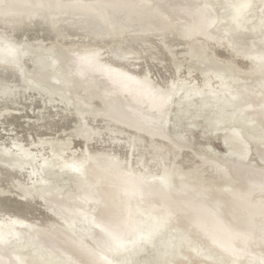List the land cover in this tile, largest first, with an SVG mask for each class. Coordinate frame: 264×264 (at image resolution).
<instances>
[{
    "label": "bare ground",
    "instance_id": "6f19581e",
    "mask_svg": "<svg viewBox=\"0 0 264 264\" xmlns=\"http://www.w3.org/2000/svg\"><path fill=\"white\" fill-rule=\"evenodd\" d=\"M213 2L222 6L224 17L215 14ZM250 4H254L252 19L244 16ZM168 13L170 16H167ZM177 25L183 30L181 37L175 32ZM241 28L244 33H256L247 37L244 45L248 47L243 54L233 49L231 43L234 38L230 35L232 29L238 33ZM260 32L264 33V0H80L30 49L33 52V48H43L47 53L46 50L54 44L63 48L67 53L64 57L66 72L74 74L85 91L96 93L106 102L109 113L86 116L87 106L80 100H75V103L83 108L82 112L75 109L74 100L62 95V99L57 97L59 91L56 96H50L34 85H27L17 61L0 76V154L21 155L24 151L37 159L35 164L31 162L34 168L17 160L12 166L0 164V245L17 235L15 230L21 226L28 227L38 222L44 233L28 234L30 243L18 244L13 251L7 249L10 251L7 257L0 251V264H29L30 261L33 264H132L125 257L133 251L140 238H149L151 224L147 222L150 219L152 222L158 220L162 228L174 221L176 215L188 212L195 215L193 222L198 230L197 240L228 259L209 260V254L203 255L204 250H200L201 255L194 262L167 261L156 253L158 257L153 262L142 260L138 264H264L262 252L256 253V258L249 262H242L245 257H240L241 252L249 250L245 243L247 240L264 242V237L261 238L264 234L260 233V239L250 228L253 218L264 220V170L240 165L246 156L245 146L249 141L258 144L259 155L264 161V88H261L264 82L257 88L256 94L251 96L246 93L245 100H242L238 89L248 92L249 88H229L233 84L228 82L229 86L225 88L226 81H222L224 76L234 75L239 82L242 77L251 78L259 73L263 53L258 48H251V45L258 44L259 39L264 41V34ZM103 44L106 48L102 51ZM115 46L122 55L120 58L111 52ZM187 47L199 49V56L197 54L196 57L211 64L203 75L193 68L189 72L183 67L175 70L173 59ZM50 62L39 59L45 68L51 65ZM53 77L52 84H59ZM203 77L205 83H202ZM174 92L180 100L178 112L173 115L177 116L175 120L200 119L207 127L222 126L227 129L225 143L234 147L230 149L231 155L238 158L236 163L229 165V169L238 178L237 183L241 187H229L233 177L225 167L193 155L187 147H176L167 139L165 126ZM123 97L127 101L119 102ZM197 99L201 102L197 103ZM228 99L239 101L232 103ZM82 115H85L83 120L88 126L89 135L85 138L77 135L83 125ZM179 139L184 140L181 136ZM58 142L67 145L60 153L52 148ZM49 160L57 161L68 172H76L77 177L86 176V165L92 161V165L96 166L93 170L97 183L103 185L105 181L109 184V187L103 185L100 192L114 201L117 210L108 209L103 211L104 218H92L98 231L95 248H87L88 245L69 233L70 225L76 222L74 218L81 219L78 225H84L91 219L84 207L80 204L76 207L63 206L64 217L67 218L64 221L55 212L52 213L39 195L29 192L38 178L37 172ZM100 161L107 162V167L98 168ZM243 170L247 175L243 174ZM250 172L258 174V179L248 180ZM175 175L182 179L177 182V194L183 192L181 186L190 190L181 201L169 193L168 197L164 194ZM15 188L19 191L25 189L28 196L18 194V199L23 201L13 197L12 189L14 191ZM155 188L159 190L158 197L148 205L145 203V213L138 212L140 209L136 210V204ZM102 194L100 196L103 197ZM207 196L212 203H204ZM226 205L248 215H236L237 225L240 226H231L221 217L220 208ZM142 221H146L145 230L140 228ZM141 231L146 234L141 235ZM131 233L140 235L135 237L138 239L127 242L126 239L134 236ZM255 235L258 239L257 236L254 238ZM34 242L42 245L43 255H39L42 251L29 247ZM190 251L195 254L194 249ZM23 252H28V258H24Z\"/></svg>",
    "mask_w": 264,
    "mask_h": 264
},
{
    "label": "rangeland",
    "instance_id": "374dc122",
    "mask_svg": "<svg viewBox=\"0 0 264 264\" xmlns=\"http://www.w3.org/2000/svg\"><path fill=\"white\" fill-rule=\"evenodd\" d=\"M253 7H254V4H250V8L247 10V12L244 13V16H246L248 19H252L254 17V15L251 14ZM212 8H213V10L217 16H219L220 18L224 17V10H223L221 5L213 2ZM167 16H170V14L168 13ZM240 23L241 22H239V24ZM180 28H181L180 25L175 26V29H176L175 32L177 31L176 34L179 33L178 34L179 37L182 36L180 34H182V32H183V30H181ZM235 30L236 29H232L231 33H233V34L230 33L231 37L234 38L232 40V43H231L232 47L239 54H243L244 52L246 53L248 46L244 45V44L248 41L247 37L249 35L251 37L255 36L256 33L252 34L251 31L249 32L248 30H247L248 33L247 32L244 33V32H242V28L238 29V33H235L237 31V30L236 31ZM241 33H244V34L241 35ZM260 33H262L261 35L264 34L263 32H260ZM236 39H238V40L240 39V40L236 41ZM258 39H259V37H258ZM75 42H76V39H75ZM45 43H47V42H45ZM263 44H264V41L262 42L259 39L258 44L251 45V48H255V49L258 48L257 50H259L260 52L263 53V59L260 62L259 73L256 76H253L251 78L248 76H247L248 78L242 77V81L237 82V79L233 74H232L233 76L230 75V77H226V78L223 75L224 77H223L222 81H224V82L226 81L225 84L227 82L231 85L233 84L229 88H231V87L232 88H249V90H247L248 92H244V91H241L240 89H238V92H240L239 93L240 98H242V100H245V98H246L245 96L247 95L246 93H248L249 95L251 94V96L256 94L258 91L257 88H260L261 87L260 85L264 82V70H263L264 69V45ZM111 45L114 46V43H112ZM101 46H102L101 50L102 51L105 50L104 48H106L105 47L106 45L103 44ZM180 47H181V49L184 48L182 46H180ZM180 47H176V48L180 49ZM194 48L195 47H192L190 49V47H187L184 50V52H180L179 57H177V58L175 57L174 58L175 60L173 59L174 68L176 67L175 70L182 69V67H183L184 69H186L187 72H189L193 68V70L197 71L199 74H202V75L206 71H208L209 66L211 64L209 63V61L205 62L204 60H199V58L196 57L199 49H197V48L194 49ZM107 49H108V47H107ZM179 49H178V51H179ZM42 50H44V49L43 48H39V49L33 48V52H32V49H29L26 53H24L21 56L20 59L17 60L19 68L22 67V69H20V70L23 74L25 81H27L26 82L27 85H29V86L34 85L35 87H38L41 90H43L44 92L48 93L50 96L51 95L56 96V94H57V97H60L61 99L64 97L69 98L72 101L74 100L73 101L74 103L76 102L75 100H77V102H79L78 100H80V102L82 104H84V105L86 104L85 106H87V110L85 112L86 114L84 113L86 116H88V115H90V116L94 115L95 116L96 114H97V116L98 115H101V116L102 115H108V113H109L108 104L106 102H103L102 99H100L97 95H95L96 93L91 92V91H87V90L85 91L82 87V84L80 85V82L77 81L76 76L72 73L68 74L66 72V70L64 69L66 59L64 57H67L66 56L67 53L63 50V48L58 46V44H54L48 50H46L47 53L45 52V50L44 51H42ZM111 50H112L111 52L113 53V55L115 57L120 58V56H122L121 53L119 52V48L117 46L112 47ZM167 50L171 51V48L167 47ZM194 52H195V54H193ZM198 56H199V54H198ZM30 57H31V59H30ZM41 58H44L45 61L46 60L49 62L51 61L50 62L51 65L49 67H46V68L43 67V64L39 63V59H41ZM63 59H64V61H63ZM33 61H36V62H33ZM34 64H36V65H34ZM57 65H58V67H57ZM177 65H179V66L177 67ZM186 66H188V67H186ZM131 67H133V66H131ZM131 67H129V68H131ZM202 67H203V70H202ZM131 69H133V68H131ZM40 70H42V71L40 72ZM48 71H50V72H48ZM52 73H53L54 77H53ZM50 76H52L53 79L55 78L59 84H57V85L52 84V82H51L52 77L50 79ZM62 76H64V77H62ZM231 77H233V78L231 79ZM60 78L63 79V81H61ZM65 78H66V80H65ZM218 79H221V77ZM48 80H50V81H48ZM233 80L236 82L235 84L233 83L234 82ZM72 82H73V84H71ZM202 83H205L204 77L202 78ZM212 83H214V82H212ZM229 84H226L225 88L227 87V85L229 86ZM71 86H73L72 87L73 89L71 88ZM65 87H67V88L65 89ZM217 87H219V86H217ZM217 87H215V88H217ZM74 88H75V90H74ZM171 88H174V87H171ZM261 88H264V84L262 85ZM58 91L60 93L62 92L63 94L56 93ZM174 93L175 94L172 96V102H173L171 104L172 106L170 105L168 107L167 123L165 126V134L167 135V139L171 143L173 142L172 143L173 145H175V146L177 145L176 147H183V146L187 147L192 152V154L194 153L197 157H200L201 159L207 160V161L212 160V161L216 162L217 164H219L220 166L225 167L226 169H228L230 171L231 176L233 177V180L230 181L229 187H231V188L241 187V184L237 183L238 178L229 169V165H231L233 162L236 163V159H238V158H237V156H234L233 154L231 155L230 149L234 148V147H231V144L226 145V143H225V136H226V134H228L227 129L225 127H222V126L212 127L210 125L209 127H207V126H205L206 124L203 123L202 120H201L202 122H200V119H193L191 121H189L187 119H183V120H179V121L177 119L175 120L174 118L175 117L177 118V116H173V115H176V112H178L177 110L179 108L180 100H179V97L176 98V96H178V94H176V92H174ZM252 93H254V94H252ZM61 95L64 97H62ZM84 101H86V102H84ZM126 101H127L126 97L119 99V102H126ZM228 101H230L232 103H237L239 100L233 101V100L228 99ZM196 102L200 103L201 100L197 99ZM75 106H77L75 108L77 111L82 112V109H83L82 107H79L76 103H75ZM88 106L89 107L91 106V107L89 108ZM88 110H89V113H88ZM28 115H31V114H28ZM85 115L81 116L82 120H83V117ZM27 119L28 118H26V120ZM84 122H85L86 126H85ZM82 124L83 125L80 128V132H78L77 135H80V136L83 135L82 137L85 138V137H88V135H89L87 132L88 126H87V122L85 121V119L82 121ZM167 128H168V130H167ZM182 132H183V134H182ZM179 136L183 137L184 140L180 141ZM184 136H186V137H184ZM45 138H47V137H45ZM193 145L196 147H192ZM62 146H63V149H62ZM65 146H67V145L64 143L58 142V143L53 144L52 148H53L54 152L57 151L60 153L61 151L64 150ZM208 146L210 147V149ZM75 147L77 148V150H79L78 146H75ZM27 153L28 152L24 153V151L21 153V155H19V154L15 155L14 153H10V154H7L8 156H6V155L4 156L3 154H0V164L5 163L7 166H12L14 163H16L18 161V162H20V164H23V163L26 164L27 163L34 168L35 165H33V163L35 164L37 159L32 154L28 156ZM245 155L246 156L244 158V161L240 162L241 160H239L241 166H243V165L249 166L254 170H264V161L261 160V157L259 155V147H258L257 143L249 141L247 146H245ZM51 161L52 162H50V160L47 161L48 163L44 164V166L41 167V170L42 169L43 170L42 171L40 170L37 172L38 178L35 180V182L29 188V192L32 194H35L37 196L39 195V197L43 199V202L48 207H50L52 213L55 212L56 214L55 213H53V214H55L56 216L60 217L63 220L67 219L66 217H64V216H66V214H65V211H64L65 209L63 208V206L64 207L65 206L76 207V206H79V204H80V206L84 207L85 211L87 212V215H89L91 219H88L87 221H85L84 225L83 224L78 225L77 222H81V219L79 220V219L74 218L73 220L76 222H75V224L70 225L71 227H70L69 233L73 237H76L80 241H82L83 242L82 244H85V246L88 245L87 248L93 249V247L95 248V246H96L95 240L98 239V234H97L98 231L94 228V222L92 221V218H94V219L104 218L103 211H106L108 209L109 210L111 209V211H114V212L117 210V206H115L114 201L111 200L110 197L109 198L104 197V194H105L104 192H100L101 189L103 190V187H102L103 185L109 187V184L105 181L103 182V185L102 184L100 185V183L99 184L97 183V181H96L97 177H96V174L93 170L96 168V166L92 165V161L86 165V176H81L83 178H81L80 176L77 177L76 172H74V171L68 172L67 170H64L63 167L59 166V163H57V161H54V160H51ZM31 162H33V163H31ZM111 164L112 163H110V165ZM98 165H99V166H97L98 168L104 169L107 167V162L105 163L103 161H100V164H98ZM110 167H112V165ZM254 173L255 172L249 173L251 176H249L248 180H251V178L253 181L256 180V178L259 175L256 173H255L256 174L255 175ZM243 174L247 175L246 172L244 173V170H243ZM42 179H43V181H42ZM246 179H247V177H246ZM80 180H82L84 183L81 182ZM178 181H182V179L176 178V175H175L174 178H172L170 180L171 184H169L168 187L166 188L167 194L165 192H164V194L168 197V193H169V195H171L174 199L181 201L182 199H185L188 196V192L190 190H187V189L184 190V186H181V187H183V190L181 189L183 192H181V195H178L177 194V192H178L177 189H179L178 188L179 185L177 183ZM245 182H247V181H245ZM87 183H90V185H88L89 187H87ZM51 186H53V187L51 188ZM15 189L17 191H15ZM15 189H14L15 192L12 189V192H13L12 196L13 197H15L17 199L20 198V197H18V194H19V196H21V194H22L21 197L28 196L27 195L28 191L26 192L25 189H21L22 191L21 190L19 191L17 188H15ZM155 189L152 190L153 192L150 191L148 194L149 196L147 195V197L145 199L140 201L141 203L138 202L136 204V210L140 209V210H138V212L144 211L143 208L147 207V206H145V203L147 204L151 200L156 199V196L159 194V190L156 189L157 190L156 191ZM82 193H84V194H82ZM101 194L103 195V197L100 196ZM152 194H154V195H152ZM82 197H83V199H82ZM90 197H92V198H90ZM84 198H85V200L90 199V201H88V202H87V200L84 201ZM262 198L264 199V194H262ZM210 199H211L210 196H209V198L207 196V199L204 203H206V202L212 203V199L211 200ZM18 200L23 201V199H18ZM226 206H223L220 208L221 211H219V212H221L220 215L222 214L221 217L225 218L227 221V224H231V226L232 225L235 227L240 226V225H237L238 219L236 217L239 215L242 217V216L247 215V214L240 212V210L236 209L235 207L230 208L229 206H227V207ZM58 207H59V209H58ZM40 209L42 210V208H40ZM145 212L146 211H144L143 213H145ZM154 215H156V213L153 214L152 217ZM143 217H144V215L142 216V218ZM147 217H148V215H147ZM194 217H195V215L193 213H190V212L182 213L180 215H176L174 218V221H172L169 225L164 226L162 228H160V226H159L160 222H158V220H156V222H152V219H150L147 222V223L151 224V226L149 227V232H150L149 238L148 239H141L140 238L138 243H136L137 245L135 244L133 246V251H130L129 254H127V256L125 257V259L132 264H138V262H140L142 260L152 261L157 256L156 253H159L167 261H168V259H170L171 261H180L181 263H187V262H194L195 260H198L199 259L198 255H201L199 253L200 250H204V252L202 253L203 255L206 253L209 254V258H208L209 260L221 261V260L228 259L225 257V255H219V253L215 249H210L207 245H205V243L203 241L200 242L197 240L198 236H196V233L198 230L194 227V222H193ZM254 220H256V222L259 224L262 222L263 223L258 225L255 222L257 224V228H256V224L253 222ZM142 222L143 223H141V224H143L144 226L142 225L140 228H141V230H145V225H147L146 221H142ZM90 224H92V225H90ZM251 224H252V225H250V228H252L251 230L254 233L258 234L259 238H260V233H261V235L264 234V220H262L261 218H253L251 221ZM253 224H255V225L253 226ZM22 228H23V230H22ZM231 228H234V227H231ZM40 229H42V228L40 227L38 222L33 223V225L31 224L28 227L27 226L26 227L21 226L19 228H16L15 233H17V235L16 234L13 235L11 237V239H9L10 238L9 237L6 240L7 242L5 241L4 244L0 245L1 254L3 256L7 257L10 255L8 253L10 251H8V250H11V251L15 250L16 245H18V244H24V245L29 244L30 242L27 240L28 234H32L34 236L37 234L44 235V233H42V231ZM65 232L67 233V231H65ZM132 233H131V235H132ZM145 234H146V232L143 231L141 235H145ZM138 235H140V234H135L133 236V238L130 237V238L126 239V241L131 242L134 239H138V238H135ZM258 235H255L254 238H256V236H257L256 239H258ZM263 237L264 236H261V238H263ZM245 243H247L246 244L247 247L249 246V250H247L246 252H241L240 257L241 256L245 257L244 259H242V262L243 261L244 262L251 261L252 258H256L255 254L256 253L258 254L259 252L263 253V256H261L262 257L261 259L264 260V246L262 245L264 242L262 243V242H258L256 240H254V241L247 240ZM194 246H196V248H194ZM255 246H257V247H255ZM29 247H32L31 248L32 250L34 249V250H37V251L39 250L42 252L44 250L42 245L35 243V242L31 243V246H29ZM128 247H129V245L127 246V248ZM127 248H125V249H127ZM192 249H194L195 254L191 253L190 250H192ZM160 251H165V253L160 252ZM42 252L39 255H43L44 252L43 253ZM27 255H28V252L27 253L23 252L24 258H28ZM257 259H260V258L257 257ZM89 260H93V259L89 258ZM29 264H33L32 261H30ZM99 264H102V263H99Z\"/></svg>",
    "mask_w": 264,
    "mask_h": 264
},
{
    "label": "water",
    "instance_id": "95a60500",
    "mask_svg": "<svg viewBox=\"0 0 264 264\" xmlns=\"http://www.w3.org/2000/svg\"><path fill=\"white\" fill-rule=\"evenodd\" d=\"M80 0H0V76Z\"/></svg>",
    "mask_w": 264,
    "mask_h": 264
}]
</instances>
